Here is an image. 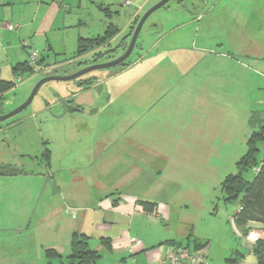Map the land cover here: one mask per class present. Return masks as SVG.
Returning <instances> with one entry per match:
<instances>
[{"label":"crops","instance_id":"1","mask_svg":"<svg viewBox=\"0 0 264 264\" xmlns=\"http://www.w3.org/2000/svg\"><path fill=\"white\" fill-rule=\"evenodd\" d=\"M151 1L145 0L137 5L124 29L115 25L120 33L105 47H111L124 33L131 31L134 22L148 10L147 6ZM62 2L0 0V82H15L17 76L24 75L22 71L16 73L14 69L17 64L29 60L32 50L38 52L36 49L44 48V52H48V58L51 54L66 55L73 50L71 52L74 53V58L80 59L99 52L101 48L76 57L79 40L103 36L109 24L99 18L100 25L97 29L68 35L74 27L68 29L65 14L70 6L78 5V0ZM205 2L206 0H201L199 3L187 5V0L178 1L176 10L178 23L176 22L168 31L164 29L159 31L153 45V47L158 45L157 53L137 54L134 59H129L128 65L115 68L102 80L93 77L78 81V87L73 88V92L63 100L46 104V109L39 113L35 111L27 113L11 126L18 127L21 136L38 131L42 157L45 158L44 154L46 151L49 152L46 159L48 166L46 174L34 172L32 176L21 175L32 177L38 183L42 182L38 201H42L43 206L39 220L49 218V249H55L60 254L67 252V249L69 251L72 235L78 232L91 237L92 249L102 250L100 264H164L172 250L188 246L193 248L197 243H204L197 237H192V230L186 231L174 224L176 219L171 206L177 194L176 181L180 179L178 174L182 167L175 165L173 159L179 153L175 147L180 145V137L172 134L179 124L174 110L180 107L174 101L166 103V95L155 99V94L160 95L163 88H160L162 85L154 84V81L155 77L157 80L165 81V74H168L169 84L177 82L184 73L191 72L194 65L205 62L204 58H192L191 55L195 52L193 53L185 44L191 40L192 31L197 30V25L200 30L208 27L204 28L202 22L206 18L209 19L225 0H214L207 15H203L201 10L206 6ZM100 6V12L104 11L106 6ZM253 6L251 1L245 10L247 16L254 9ZM107 7L109 9V6ZM228 7L224 6L223 14L230 16L234 13L238 18L239 13L235 11V7L232 5ZM112 14L113 12L109 10L104 16L111 18ZM179 17L182 19L179 20ZM84 20L85 18L83 21L79 19L77 24L76 22L73 24L80 27L85 25ZM10 25L15 26V29L10 30ZM186 29L192 31L187 33ZM235 29L237 32L229 30L231 34L226 39V42L232 45L241 37L239 30H242V26L237 24ZM54 35L60 36L53 38ZM205 38L201 37L202 53H207L204 49L205 45H209V40ZM126 42L125 40L120 45L125 46ZM178 53H182L181 58L176 55ZM212 57L215 58H211L208 67L211 71L219 70L221 66L217 59H223V63L234 64L233 68H246L252 79L255 76L260 77L257 69L264 66L261 57L253 54V51L245 53L241 57L242 62L230 54H216ZM42 60L44 61L39 67H42L43 71L57 69L66 63L58 62L56 58L54 62L49 59L47 62L40 56L39 61ZM90 65H81L77 70ZM2 71L7 75L11 74V77L2 79ZM241 78H243L241 86L236 84L233 86L230 82L224 86V90L219 91V94L225 93L224 91L231 85L242 95L248 92L253 98L251 107L258 104L257 107L260 108L262 105L260 83L254 80L246 82L244 76ZM90 81L93 82L89 85L87 82ZM174 86L171 87L172 90ZM103 87L105 94L101 93ZM167 88L168 86L161 91L162 96ZM203 89L204 96L197 98V102L202 108H212L214 102L212 95L219 88L214 89L213 85H207ZM131 92L143 95L144 101L138 104L128 101L126 98L129 95L134 99L135 94ZM233 97L232 105L240 103V96ZM254 97L257 98L256 104ZM224 98L226 100L223 104H230V97L226 95ZM47 110L49 116L46 114ZM253 116L264 120V110L251 112V118ZM40 117L42 121L39 123L36 119ZM212 122L211 119L206 120L204 124L196 125L195 128V132L201 135L195 134L194 140L199 138L205 140L206 156H214L213 149L218 151L212 143L216 138V136L213 138ZM42 125L46 127L47 133L43 131ZM203 130H206V133ZM252 130L251 127L250 133ZM38 159L39 157H36V161L40 163ZM142 202L155 203L157 208L153 212H147L143 209ZM249 227L262 228L255 223H251ZM1 238L0 245L5 246L4 237ZM103 240H109L110 248L104 246ZM19 260L16 264H27L22 259Z\"/></svg>","mask_w":264,"mask_h":264},{"label":"rangeland","instance_id":"2","mask_svg":"<svg viewBox=\"0 0 264 264\" xmlns=\"http://www.w3.org/2000/svg\"><path fill=\"white\" fill-rule=\"evenodd\" d=\"M125 1L78 0V5L70 6L69 11L65 14L68 29L71 30L74 27L68 35L77 34L79 31L86 33L88 29L90 31L97 29L100 25L99 18L105 21L107 25L113 23L120 29H124L137 9V5L145 0H131L133 4L128 7L124 6ZM178 1L171 0L166 7L158 10L149 18L141 31L130 60L134 59L137 54L157 53L158 45L153 47L154 39L157 38L159 31L163 29L168 31L176 24ZM213 1L206 0L204 3L206 6H204V10H201L203 15H207L210 7L213 6ZM251 1L254 9L247 16L245 10H247L248 5L250 6ZM251 1L225 0V3L218 6L209 19L206 18L202 22L204 28L208 26V29L200 30L199 25H197L195 31L186 29L185 32L192 31L193 33L190 37L191 40L185 46L189 47L193 53L195 52L191 55L192 58H204L205 62L194 65L191 72L184 73L178 78L177 82L169 84L168 74H165V81L163 79L157 80V77L154 81V84L162 85L160 88L164 89L168 86L163 96L161 94L162 89L160 95L159 93L155 94V99L166 95V103L174 101L180 107V109L174 110L176 121L179 124L174 130L175 133L172 134L180 137V145L175 147L179 150V153L173 159L175 165L182 167V171L178 174L180 179L176 181L177 194L173 200L174 204L171 206L173 216L176 219L174 224L177 228L180 227L186 231L192 230V237H197L204 243H208V264H232L229 260L235 258L238 253L242 259L239 264H257L256 257L248 251L251 244L245 241L246 233L236 227L232 221L233 214L240 207L241 199L239 198L231 203L225 202L221 184L227 176L235 175L238 172L237 162L247 151V141L251 135V127L249 126L251 112L259 109L264 110V66L257 69L260 77L255 76L254 79L251 78L246 68L241 67L245 71L240 67L233 68L232 65L234 64L231 62L223 63V59H217L221 66L219 70L211 71L208 68L211 58H215L212 56L216 54H230L242 62L243 58L241 57L250 51L261 57L262 65H264V0ZM156 2L158 3V0H152L147 8L149 9ZM190 4L191 0H187V5ZM100 5L106 6L107 9V6H109L108 10L113 12L111 18L104 16L107 10L100 12ZM223 5L229 7L232 5L240 16L238 15V18H236L234 13L230 16L223 14L225 10ZM143 15L144 13L141 16ZM80 16L82 17L80 18ZM83 18H85V25L75 27L73 23L76 22L77 24V21L79 19L83 21ZM181 19L182 17H179V20ZM237 24L242 26V30L237 29L240 31L241 37L232 45L227 43L226 39L231 34L230 32H237L235 29ZM129 34L130 30L124 33L115 43H112L111 47L101 48L98 54L102 55H88L82 59L74 58L75 55L71 52L73 50L67 52L66 55L51 54L49 58L47 56L48 52H44V48L36 50L39 53V58L42 56L47 62L48 59L54 62L55 58L58 62H66L57 68L59 74L73 75L79 71L77 69L81 65L86 66L94 62H96L95 64H103L120 57L126 51H124L125 46L120 44L126 40V46L128 47L131 40ZM95 35L97 36V34ZM59 36L54 35L53 38ZM201 37H206L205 39L209 40V45H205L207 50L203 48L207 53L200 51L202 50ZM181 54L176 55L181 58ZM115 68H118V66L96 70L80 79L86 80L87 78L97 77L102 80ZM47 71H43L42 67L37 64L34 74L25 73L21 77L17 76L15 78L17 86L4 94L3 100L0 101V117L9 114L25 103L37 84L46 77ZM241 76H244L246 82L254 80L260 83L262 88L260 93L262 105L260 108L256 104L257 98H259L258 94L257 98L254 97V104L258 107L254 106L252 108V96L248 92L242 95L241 92L238 93L237 90L233 89L235 84L237 86L242 85L243 78ZM9 77H11V74L7 75L5 71H2V79ZM78 81L79 79L67 82L55 81L43 85L26 110L7 121L0 122V168L22 171L21 174L0 176V236L4 237L6 243L5 246L0 245V264H16L20 261L19 259L27 264H46L45 252L49 249V218L44 221L39 220V213L43 206L42 201H38L42 182L38 183L32 177L21 176L23 174L32 176L34 172L46 174L48 171L47 162L42 157L43 153L39 150L38 136L40 135L38 131H32L31 135L21 136L20 129L11 126L22 119L25 114L33 111L39 113L46 109V104L49 105V103L63 100L73 92L72 89L76 88L79 84ZM230 82L233 86L230 85L229 89L224 91L225 93L219 94V91L224 90V86ZM173 85H175L174 90L171 89ZM207 85H213L214 89H219L212 95L214 99L213 107L205 109L198 104L197 98L200 99L204 96L203 87ZM101 93L105 94L104 87ZM131 93L135 94L134 99H132V95H129L126 98L128 101L133 102V104L144 101L143 95L140 93ZM226 95L231 100L228 105L223 104ZM233 96H240V103L232 105ZM244 96L247 98L250 96L249 100L246 101L247 98ZM120 100H124V98H120ZM46 114L49 116V110L46 111ZM209 119H211V122L213 121V138L216 136L212 143L218 149V151L213 149L214 156H206V152H204L205 140L198 139L201 134L195 132L196 125H202ZM36 120L40 123L42 117ZM42 128L47 133L44 125H42ZM203 132L206 133V130H203ZM195 134H199L197 136L198 140H194ZM220 138H223V140H218ZM47 147L49 149V145ZM260 148L261 157L264 155V145H261ZM36 157H39L38 161L40 163L36 161ZM260 157L258 162H260ZM245 177L248 181H252L254 172L250 170L245 174ZM17 233H21V235H16ZM1 237L0 239H2ZM2 243L4 244L3 241ZM69 252L70 250L67 249V252L61 253V255L66 257Z\"/></svg>","mask_w":264,"mask_h":264},{"label":"trees","instance_id":"3","mask_svg":"<svg viewBox=\"0 0 264 264\" xmlns=\"http://www.w3.org/2000/svg\"><path fill=\"white\" fill-rule=\"evenodd\" d=\"M166 7V6H165ZM109 13L107 8H104ZM142 16L136 19L133 27L131 28L129 37L132 34L140 21ZM120 33V30L113 24H109L107 30L103 36L96 38L79 40L76 57L87 55L95 50L105 47L109 42ZM127 46L125 45L124 51ZM123 51V52H124ZM97 55H102L98 54ZM130 59V58H129ZM129 59L118 66L122 68L128 65ZM44 60L39 61L38 66L43 63ZM94 62L93 64H95ZM36 67H30L28 61L23 64H17L15 66V72L22 71L23 74H34ZM79 81H82L79 79ZM93 81L87 82L89 85ZM17 86L16 82H0V101L3 100L4 94L14 89ZM252 133L247 141V151L237 162L238 172L235 175H229L221 184L223 200L227 203H231L237 199H241L239 212L237 210L235 215V226L242 229L244 233H248L252 230L249 226L251 223H255L262 226L264 229V156L261 160V145H264V120L258 117L251 118ZM49 152L44 154L45 160L48 159ZM260 157V162L258 159ZM258 168V172L254 173L252 181H248L245 174ZM20 170H6L0 168V176L21 174ZM143 209L147 212H153L157 208V204L150 202H142ZM254 229V228H253ZM91 237L86 234L75 232L72 235L70 243V252L64 257L55 249H48L45 252L46 264H100L102 250H94L90 246ZM104 246L110 248L109 240H103ZM107 245V246H106ZM208 243H197L193 248L185 247L182 249L198 250L207 247ZM248 251L253 254L257 259V264H264V239L257 241L252 245ZM232 264L241 263V256L229 260Z\"/></svg>","mask_w":264,"mask_h":264},{"label":"water","instance_id":"4","mask_svg":"<svg viewBox=\"0 0 264 264\" xmlns=\"http://www.w3.org/2000/svg\"><path fill=\"white\" fill-rule=\"evenodd\" d=\"M171 0H160L158 3H156L154 6H152L151 8H149L144 15L141 17L140 21L138 22L130 43L126 49V51L118 58L107 62V63H103V64H93L90 66H87L81 70H79L77 73L73 74V75H62L59 74L57 69H52V70H48L47 71V75L44 79H42L37 86L35 87V89L33 90V92L31 93V95L29 96V98L26 100L25 103H23L21 106H19L18 108H16L14 111L10 112L9 114H6L4 116L0 117V122H4L7 121L15 116H17L18 114L22 113L24 110H26L31 103L33 102L34 98L36 97V95L38 94L39 90L41 89V87L49 82H67V81H73V80H78L81 77L96 71V70H102V69H110V68H114L117 67L119 65H121L122 63L126 62L133 54L139 36L141 34V31L143 29V27L145 26L146 22L149 20V18L158 10L164 8L165 6H167L169 4Z\"/></svg>","mask_w":264,"mask_h":264},{"label":"built area","instance_id":"5","mask_svg":"<svg viewBox=\"0 0 264 264\" xmlns=\"http://www.w3.org/2000/svg\"><path fill=\"white\" fill-rule=\"evenodd\" d=\"M60 3H63L62 0H57ZM132 4L131 0H126L125 6H130ZM10 30H14L15 26L10 25ZM39 59V54L36 51H31L29 55L28 64L30 67H36L37 62ZM258 172V168L254 169V173ZM242 208L239 207L238 212ZM235 215L232 217L233 223H235ZM264 239V229H257L254 228L250 230L246 236L245 241L249 242L251 245H254L257 241ZM136 239L133 240L135 242ZM208 248H201L198 250H191V249H174L172 250L164 264H208Z\"/></svg>","mask_w":264,"mask_h":264},{"label":"flooded vegetation","instance_id":"6","mask_svg":"<svg viewBox=\"0 0 264 264\" xmlns=\"http://www.w3.org/2000/svg\"><path fill=\"white\" fill-rule=\"evenodd\" d=\"M195 1H196V2H195ZM195 1L192 0V1H191V4H195V3H199V2H201V0H195ZM184 7H185V6H184ZM45 70H46V69H45Z\"/></svg>","mask_w":264,"mask_h":264}]
</instances>
